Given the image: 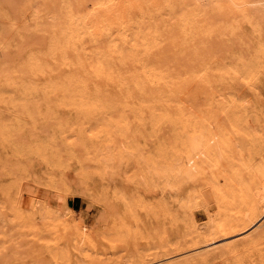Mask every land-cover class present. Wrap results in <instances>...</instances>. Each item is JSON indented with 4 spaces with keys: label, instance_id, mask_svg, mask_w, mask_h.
I'll use <instances>...</instances> for the list:
<instances>
[{
    "label": "bare ground",
    "instance_id": "6f19581e",
    "mask_svg": "<svg viewBox=\"0 0 264 264\" xmlns=\"http://www.w3.org/2000/svg\"><path fill=\"white\" fill-rule=\"evenodd\" d=\"M42 1H43L42 6L35 4L34 1H30L27 2L22 8H20L19 5L20 9L12 8L11 5L9 4L10 1L8 2L7 0H3L2 3H0V19L3 20L2 21L3 28L2 27L0 28V34H3L2 35L3 38L0 35V46L1 47L3 46V51H4L3 66L0 67V105L15 106V107L16 105H20L19 107L21 108L23 105L25 106L38 105V107L39 105L47 106L48 112L51 114L52 118L55 121H57V125L53 127L52 135L49 138L50 152L56 155L62 154L64 152L65 154H68V156L72 157V156H76L77 150H79L84 155L86 153L87 154L91 153V157L85 156L82 160L79 159L76 160L77 176L74 178L71 177L69 174H67V172L65 173L62 171L63 165L61 164V162H57L55 163V165L53 164L52 169H54L55 172H58L59 174L57 180L55 182H52L53 184L48 190L49 200L42 199L41 201H38L35 199L34 201L30 200L29 203H27L24 190L21 188V186H19V184L18 186L16 185L17 188L13 190V193L11 195L12 204L8 203V206L9 205L10 206L6 207V209H10L11 207L10 210L13 211L11 217L13 218L14 216L17 217L15 218L17 219L16 221H19L17 222V225H20V221H22V218L24 219V217H26L25 219L27 220L29 219L28 221H25L26 226H22V224L20 226L27 228L29 224H32L31 221L33 220H30L29 217V215L30 216L32 215V217H38L43 222L42 223L44 225L43 229L46 230L47 232L48 229L46 227L49 225L48 226L49 228L50 224L51 225H55L56 223L60 224L59 222H56V220L57 218L59 219L61 217H63V221H62L63 224L64 222L67 224L70 222L71 224L76 225L77 223H75V221L77 220V222L79 221L81 226L86 227L88 224H86L84 214L80 211L79 216L77 218L74 217L76 210L67 204V198L70 196L85 198L87 194H91V191L95 187L94 185L96 183L95 182L93 183L90 180L91 178L90 179L88 178L90 171L86 169V166L88 167V165H86L88 163L86 161L88 159L87 157L90 158L88 160H90L89 162L92 163L90 165L94 166V168L96 169V171L93 172H97V174L101 176L103 180L106 179V182L110 185L115 183V180L117 178V173L120 170L119 168L121 169L123 168L121 164L128 165L129 163L134 162L140 168V172L138 173L139 178L146 180L148 177H152L159 180L160 189L162 192L161 193V198L163 202L162 205L164 209H166L168 213L172 212L174 216H178L182 220V223L188 229V233L186 232L188 237L180 236V238H178L177 236L175 237L176 239L175 238L171 239L172 236L175 234V231L173 228L168 227L169 230L165 231L166 240L164 238L163 242L161 241L163 236L162 238L160 237V241L158 240L159 241L158 243L160 242L162 243L160 244L161 253L158 252V254H155V252L157 251L156 250L154 254L152 253L153 254L152 255L151 254L152 251L147 252L145 249L144 251L146 253H144L143 251L142 254L140 253V255H138V257L136 258L126 257L120 259L119 262L114 263L112 261L109 262V257H107L108 262H104L105 258H102L103 262H101L100 260L101 258L98 257L99 258L98 259L93 256L94 254L96 255V253H98V248H100L99 247L100 244L98 245V243H96L95 245H93L94 243L93 244L91 243L92 240L89 239L90 233L87 232L86 228L74 229L73 234H75V236L73 237H75V239L74 238L70 239L69 237H67L69 235L66 236V232L63 231V234L60 237L61 244H59L58 246H54L53 248L54 250L51 249L49 252L47 251L48 258L50 259L51 264H75L69 261V256L67 255L66 251H69L70 249L72 250L73 247L75 250V247H77V244L79 243H80L79 246H81V248L82 247L86 248V246H90V248L95 252V253L93 252L94 253L93 255H90L88 250L87 253L89 255H87V253L84 254L86 250L85 248H83L85 252H82L84 254V256L83 255L82 256L84 258H87L85 259L84 263L82 262L83 264H264V227H261L262 225L260 224L261 226L260 228L258 226V230L257 229L253 230L255 232L250 230L251 226L256 222H258L260 216L264 215V201L260 202L255 206H250L248 208L246 207L245 209H244L245 205L242 206L241 202H239L241 204L238 205L237 202V205L243 207V209L239 207L240 209L238 208L239 209L238 211L237 208L233 206L232 207L230 206V208L231 209L233 208L234 212L237 211L236 213L239 212L238 214L240 215H236V217L234 216L232 217L231 214H230L231 216L229 215L224 216L223 214H220V216L219 215L218 216L221 218L222 217L221 215H223L224 218L218 220L216 216L217 220L215 221V218L209 217L210 214H208L209 215L208 218L211 219H208L207 222L202 225H199L197 223V220L194 216L196 210L194 209L196 207H202L204 208V210L208 211V207H207L208 198L206 197L207 193L212 194L210 195L211 196L210 201L214 202L219 212L224 211L227 208L229 209L228 203L230 200V196L232 194L231 193L233 189L232 186L235 184V182H233L234 184H232V182L230 184L228 182H218V181L211 184L210 183L206 184L201 182L194 183V181L198 177H200L202 173L205 174L206 173L205 171H207L203 169V172L201 173L202 170L201 166H203L202 164H204L205 161L210 162L211 160L209 158H208L209 160H207V158H204L205 160L204 162H202L199 159L200 156L208 157L209 156L208 153L209 154L213 153V152L211 153L210 150H208L207 155H205L206 153L204 154L202 152L205 151L203 150L205 145L206 147L209 146L210 149H211L210 146L214 148L215 147L214 145L217 146L218 144L217 142H219L218 140L223 138V135L221 136V133L218 134L217 136L220 135L222 138L219 139L218 137V140H216L215 144L213 142V144L210 145L212 143L210 131L214 133L218 130L217 126L219 127V124H217L218 121L217 122L215 121L217 117L215 111L216 109H218L217 113H220V118H221V115L224 117L225 113L227 112L226 111L227 108L220 105L221 107L220 109L218 108V106L217 107L215 106L213 110L211 108L212 106L210 103H208V105L210 104V106L207 105V101L209 99L207 100V98H205L206 100L204 99L205 101H202L201 95L199 96L201 98V102L197 101L198 97H196L194 101L192 99H189L190 100L189 101L187 96L185 97L184 95H182L183 91H186L185 88L187 86V84H184L182 82L188 83L189 86V83H192L189 80L193 79L192 77H194V75L196 76V78H198L195 79L194 77L193 80H196L195 82H197V80H203V82L201 83H205V84L207 82V80L205 79L206 77L203 75V73H201V71L204 68L199 72L198 67H196L198 65L194 62L198 61L197 58L201 60L202 52L204 57L206 56V54H207L206 57H210L211 55L209 53V49L206 48V51L204 52L203 51L204 48H201L202 52L200 53L201 50L199 48H195L198 51L192 48L195 45H197V42L199 41L200 37H201L200 41H203L202 39H204V41L206 40L207 37L204 32L207 33L209 29L208 27H210L211 29L215 28L216 30V31L214 30L216 32L215 34V32L213 31L211 33V30L209 29L211 34H208L209 38L207 39H209L208 41H211L209 42L211 43L210 45H212L213 41L214 42L219 41L218 36L222 37L220 38V42H221L223 36H226L227 33L225 32L226 29H224V32L222 31L219 35L218 34L219 28L223 29L225 26V28H228V33H230L232 30L236 31L234 27L236 26V22H238L237 19L239 18V15H240V20H239L240 23H242V21L245 19L248 21H253V22L255 21L258 24L259 22L257 21H260L259 19L264 18V5H260L264 2L261 3L260 0H259L260 3L258 2V0H42ZM231 7L232 8L235 7L238 9L234 10ZM227 8H229L230 10L227 11ZM221 11L223 12V14H221ZM225 12L226 14H228L227 12H229V22L227 18L223 17V15L224 16L226 15ZM236 12L238 17L236 16ZM233 13L235 15L234 19H236V22L235 20H231L232 18H230V14L231 17L232 16L234 17ZM212 14L214 15V17L212 19L210 18L209 20L208 17L209 16L212 17L213 16ZM217 14H219L218 17L220 16V18L222 17L225 19L224 25H223V21L221 24L220 18L218 19L217 22L218 24H220V27L219 25H217L218 31H217V26L213 28L212 27L213 25L212 26L210 25L213 23L211 20L213 19L216 20L215 16L217 17ZM226 19L227 22L225 23ZM27 20L30 22L26 23ZM245 20L243 22H246ZM210 21L212 23H209ZM204 22H207L208 24L206 25ZM217 22L215 23L217 24ZM230 22H231V28L229 27ZM232 22H235V26L232 25L233 24ZM228 23L229 26L227 25ZM199 24L203 26V27L201 26V30L198 28V31H201L202 33L201 35L200 32L196 30ZM203 24L205 25V27ZM206 26L208 27L206 28ZM237 27L238 26H236V28ZM229 28L231 31L229 30ZM238 29L240 28L238 27ZM195 31H197L198 33ZM257 32H258L257 38L261 40L260 38L261 31H257ZM31 34H37L36 36L39 37V40L37 39L36 41L37 37L34 38L35 41H33L32 38H31L32 40H29V37H33L31 36ZM197 34H199V37L197 36L198 38L195 39L196 38L195 36ZM213 34L215 35L213 36ZM240 34L243 36L242 33ZM211 35L212 37H214L213 39L215 40H212ZM231 35L232 32L230 34V37ZM234 36L236 38L238 35L236 36L234 34ZM15 38H17V41ZM241 38L242 37L240 36V39ZM237 40L239 41V39ZM246 40L248 41V39L244 38L243 41ZM214 42H213V46H214ZM233 42L237 43L236 39L233 40ZM235 43H233L234 46H236ZM205 44L208 43L205 42ZM228 44H225V48L222 45V48H224V50L225 49L228 50L229 48ZM249 45L250 42L248 41V47ZM216 46L217 45H215L214 47ZM238 46L241 48L242 45L241 46L237 45L236 47ZM219 47L220 46H218V48ZM191 49L195 50V53H193V51L190 52ZM207 50L209 54L207 53ZM184 51H188L189 55L188 54L187 56L181 55V57L186 56L185 60L187 61L190 56L195 54L196 57L195 56L192 57L196 58V61L194 60V58L192 59V57H190L191 59L189 60L191 63L185 61L186 66H184L185 64L181 62L182 60L180 59L179 61V58H181L180 54L181 52L184 53ZM259 51L261 52L260 48ZM197 52L200 55L196 54ZM219 52H217V54ZM217 54L212 55L211 60H213L212 58L215 59V56H217ZM246 55L244 54L245 57ZM218 58L221 59L223 57L220 56ZM236 58H238V56ZM228 59L235 60L234 57L233 58L229 57ZM202 60H204V58H202ZM180 62L182 63V67H180L181 66ZM192 62L194 63V65L192 64ZM187 63H189V66L192 64V67H190V69H188ZM207 65L206 67L204 65V67L208 71L210 64L208 65V67ZM194 66L196 67L195 70H198L197 72L202 74V77L199 76V74L196 71H194L195 72L194 74L193 73L189 74V70L191 69L194 70L195 68ZM223 66L225 67L228 65L223 64ZM180 68H186L185 71L187 75H184L185 72L183 73V71L180 70ZM211 70L212 69H210L209 72ZM215 70L217 69L214 68V72ZM202 72L205 73V69ZM223 72L224 70L222 71V74ZM228 72L227 74H229ZM220 73H218V75ZM211 74L212 73H210L209 77H211ZM188 75L190 76L189 78L187 77ZM258 75L259 74H257V76ZM184 76H186L187 79L186 77L184 78ZM199 77H201L202 79H200ZM236 77L239 78L238 76ZM222 78H225L224 75L223 77L221 76V79ZM204 79L206 80V82L204 81ZM240 80H242V78ZM243 81L245 82V80ZM195 82L193 81L195 85L191 84V86L194 85L196 86L195 88L196 89L198 88L199 90L198 83ZM236 82H238V80ZM249 83H252V81L250 80ZM261 85L262 87H264V78L261 79ZM182 86L184 90H182ZM188 86H187V92H189ZM191 86H189L190 89L192 88ZM210 89L211 91L214 92V89L212 88ZM210 89H205V91L208 92V90ZM225 93H227V91ZM235 93L238 94L239 92L238 91L236 92L235 90ZM216 95L220 98L219 94ZM188 96L190 98V95ZM228 96H232L233 99V96L235 98L236 94L235 95L231 94ZM207 97L209 98L208 95ZM183 98L184 100L186 99L184 102L188 101L192 106L190 105L188 106V102H187V107L186 106L183 107L182 106ZM220 99L223 102L225 101L223 100L224 98L222 96ZM228 102H231V99ZM239 102L242 103L241 101ZM194 103H197L198 106L200 105L199 103H204V105H200V107L201 106L206 107L207 105L210 109H212L208 111H210L209 113L215 112V116L212 113L213 115H210L211 118L209 117L208 118L214 119L217 126L215 125L213 120L209 121V123L211 122L212 123L209 124L208 128L214 126L216 128L214 127L215 128L214 130L211 128L208 132V129L206 127L207 124L205 121L206 117L203 119V117L200 116V120L201 121L203 120L205 122V124L203 125L204 127L202 126V128L207 132V133L204 132L206 135L203 133L202 128L201 131L203 135L201 133L200 134L192 133L187 135V137H185L186 138L185 141L183 140L185 143L184 144L185 151L183 155L181 157L179 155L178 159L176 157L172 160L170 159L171 157L169 158V153L171 155V152H173L175 148L174 143L176 142L170 144L169 142H171L170 140L172 139L166 141L168 139L167 138L165 140L164 137V128L166 125L165 122L167 121L173 122L176 120H178L179 122L182 121L179 120V117L182 113L181 109H184L185 110V111L183 110L184 115L187 112L186 113L187 120L185 121L187 124V122H189L188 120L191 119L188 118V112L192 116L199 114V111H197L196 109H199L200 107L198 108V106L195 104L194 105L195 107L193 108ZM233 103L236 104L237 102L233 101ZM228 104H232V102ZM223 107L226 110H223L224 109ZM187 108H191V110L190 109L188 110ZM206 108L203 109L206 110ZM23 110H26L28 112L27 108L25 109L23 107ZM31 110L34 109L32 108ZM219 110H221V112ZM193 111H195L194 113L196 114H194ZM207 112H205L206 113L205 115H207ZM39 114L41 115V112H39ZM202 114L203 113H201V115ZM238 115L239 114H237V117ZM28 117H30V115ZM226 118H228V115ZM262 118H264V116L261 117V120H264ZM228 120L230 121V119L227 120L225 119L224 122L225 121L227 122ZM192 121L193 119L191 120V124ZM194 121H198V120H194ZM49 122L50 121H48V123ZM226 122L222 124L223 127L220 125L219 127L220 131L223 130L222 128H224V126L228 127V125H231V124L225 125ZM196 123L197 125L196 124L194 125L197 126L198 128L199 121ZM213 123L214 126H210ZM187 126L186 128L189 127ZM252 126H253L252 129L256 135L259 134L257 133L259 132L258 131L259 129H261L262 133H264V122L258 124V128H259L258 130L254 129L255 123L252 124ZM236 127L234 121V128L232 127L231 131L227 130L228 128L225 129L229 133V131L233 132V130ZM247 127H249V129L251 128L250 126ZM190 129H192V127H190ZM243 129H245V126H243ZM243 129L239 128L235 130L240 131ZM12 130L6 128L0 132V136L3 137V147L9 149L11 153L17 151V148L13 146L12 143L13 141L11 140L12 137L11 134H13ZM129 130H132L133 134H135L133 135L132 138L130 137L127 138L126 134L127 133L129 134V132H127ZM188 130L186 131L190 132V130L189 131ZM18 131L20 132V130H17V132ZM208 133L210 138H208L207 135ZM242 133L243 131L241 132V134ZM243 134L246 135L247 132ZM243 134L242 136L240 135L242 137L241 139L244 138L246 141L247 138H245ZM252 134L254 135L253 132ZM16 135H15V139H16ZM213 135L214 138L217 137L215 133L212 134V136ZM118 136H120L121 139L123 140L122 145H119L120 141L117 142ZM149 136L151 139L149 138ZM230 136L231 134H229V137ZM261 136L262 138H264V135ZM231 137H233V135ZM147 138H149L148 140L150 141L152 140V145L155 144L157 152L160 151L162 154L163 159H161L159 163L152 162L150 160V155H148L149 141L147 140ZM255 138L258 139L259 135L258 138L256 136ZM209 139H211L210 140L211 143L209 142L210 144L207 145V143H205L206 142L205 140L209 141ZM231 139L226 138V140H228L229 142H231ZM241 139L239 141H242ZM222 140L220 141L219 149L221 148V142H225ZM232 143L233 140L230 145H232ZM155 145L153 147H155ZM225 147L227 146H224L223 148L225 149ZM212 150L213 149H211V151ZM214 150L217 153L218 159L221 157V155L224 156L222 153L219 154L221 151H218V146L217 148L215 147ZM239 150L240 149L237 150V152L239 153H237L236 151L235 152L237 154H241ZM242 150H246V147L245 149ZM176 151H177V147H176ZM223 151L228 152L229 149ZM231 151H232L231 153L234 152V150L232 149ZM63 157L65 158V156ZM262 157H264V155H262ZM226 158L228 157L226 156L225 159ZM239 158H240L239 160L241 161L243 157L241 158L240 155ZM25 160H27V158ZM198 160L199 163H197ZM226 160L224 161L226 162ZM233 160H234V162L232 161L233 166L231 165L232 163H230L231 166L229 167V169L230 168L232 169V167L235 166L234 165L235 163H240L238 161H235V159ZM66 161L69 160L66 158ZM228 161L229 160H227V162ZM257 162H260V160H257ZM226 163H222L223 168L226 166L225 165ZM197 164L199 165V167L197 166ZM240 164L242 165V163ZM206 165L207 164L205 163V166ZM218 165H219L218 168L220 169V164ZM237 166L239 165L237 164ZM250 167L252 168V166ZM244 168L245 167H243V169ZM17 169L24 170L23 166L21 165H16L14 163L8 164L6 167L7 170L6 172L8 173L7 178H10L11 173H13ZM238 170H236V172ZM248 170H250L251 172V169L249 167ZM226 172H228V170ZM220 173L221 172H219V174ZM222 173L224 174L222 175L220 174V176H223L224 179H227L226 175L228 174L225 172ZM239 174L241 175V173ZM213 177H215V175H213ZM223 177H219V179H223ZM18 178L19 177H17V179ZM21 178L19 179L21 180ZM232 178L233 181H236L234 180V177ZM209 179H210V174H208V181ZM206 189H208V191L205 194ZM234 193L233 195L235 196ZM234 200H236V196L234 197ZM3 205L1 203L0 205L1 208H3L2 207ZM37 206H39V211L35 213V208ZM216 209L212 213L217 214V212H215ZM10 210L9 213L7 214L12 213L10 212ZM241 210L242 212L240 213ZM7 214H6V218L8 217L9 220L10 215L8 216ZM172 214L171 215L169 214V216L171 218V226L174 227ZM1 215L4 217L2 212L0 216ZM2 220L4 222V218ZM9 221L12 220L10 219ZM14 221L15 220L13 219V222ZM51 227L50 229H52ZM55 229H56L55 231H58L57 227ZM34 231L35 230H33L32 232L30 231L31 235L32 233H34ZM250 231L252 233H249ZM159 232L156 233L158 235L160 234L161 236V234L163 233H159ZM7 234L8 233L6 232V235ZM48 234L52 235L51 233ZM134 234L136 235V233ZM21 236L22 235H20L19 237ZM138 236L140 237L142 236V234ZM7 237H9V235ZM35 237H36V233H35ZM41 237L39 236L38 238L41 239ZM53 237L55 238V235ZM10 239L11 238H9L8 240L9 241L15 240V238L14 240L12 239L10 240ZM17 242L19 243V240ZM17 242H15L14 244L17 245L18 244ZM132 242L135 241L132 240ZM10 244L11 245H9L8 243L7 245L8 246L13 245L11 242ZM7 245H5L4 249H1L0 256L3 250L5 252ZM15 245L14 248L17 249V247H19V244L17 247ZM31 246H33V244ZM78 248L81 249L80 247ZM155 248L156 247L152 249ZM11 249L13 250V246L10 248V250ZM148 250L151 249L149 248ZM17 251L18 250H15L14 252L17 253ZM14 252L12 253L15 254ZM34 252L36 253L37 250L34 249ZM22 253H24L25 255V251ZM6 255L8 256V254ZM6 255L4 253V256ZM128 255L130 256V254ZM4 256H2L1 259L2 258L5 259ZM24 257H26V255ZM36 260H37L36 263L35 262L33 263L37 264L38 260H40L41 263L39 262V264H44L42 259H36ZM47 260L44 259L45 264H49L46 263L48 262ZM22 262L23 261L21 260V263ZM1 263H3V261H1L0 264ZM29 263L33 264L32 261ZM80 263L78 262L76 264H80Z\"/></svg>",
    "mask_w": 264,
    "mask_h": 264
},
{
    "label": "rangeland",
    "instance_id": "374dc122",
    "mask_svg": "<svg viewBox=\"0 0 264 264\" xmlns=\"http://www.w3.org/2000/svg\"><path fill=\"white\" fill-rule=\"evenodd\" d=\"M2 1L3 0H0V3H2ZM7 1L8 2L10 1L9 4L14 9L15 8L16 9H20L27 2H30V1H34V3L39 5V6L43 5V1L42 0H7ZM260 1H261V3L264 2V0H260ZM258 2H259V0H258ZM19 5H20V8H19ZM260 5H264V3H262ZM232 9L236 10L238 8L233 7ZM229 10L230 9L227 8V11H229ZM237 12H236V16H237ZM213 13H214V11H213ZM227 13L228 14H226V12H225L226 15L225 16L223 15V17L227 18L228 22H229V12H227ZM221 14H223L222 11H221ZM218 15L219 14H217V17L215 16L216 20H214V19L211 20L213 23L211 21L209 22V23H212L210 25L211 26L213 25L212 26L213 28L215 26H217V25H219V27H220V24H218V22H217L218 19L220 18V16L218 17ZM233 15H234V13H233ZM210 16H211V14H210ZM210 16L208 17L209 20H210V18L212 19L214 17V15L212 17H210ZM224 18H222V17L220 18L221 24H222V21H223V25H224V20H225ZM230 18H232L231 20H235V22H236V19H234L235 15H234V17L233 16L231 17V14H230ZM227 19H226L225 23L227 22ZM262 19H264V18H261V19H259L260 21H257V22H259L258 24L254 21L255 25H254L253 21H248V20H245V19L244 20L246 22H243L244 21L243 20L242 23H240V21H239L240 20V15H239V18L237 19L238 22H236V26H238L240 29H238V27L236 28L235 22H232L233 23L232 25L235 26L234 28L238 32H236L234 30H232V31L230 30L231 22H230V26H229V23L227 24L230 27L229 30L232 32L231 37H230L231 32L229 31L230 33H228V28H225V26H224L223 29L219 28V31H218V26H217V31H218L219 35H220V33L222 31L224 32V29H226L225 32L227 34L226 33L225 34H226L227 37L223 36V33H222L224 41L222 39L221 42H220V38H222V37L218 36L219 37V39H218L219 41H216V42L213 41L214 42V46L217 45L216 47L213 46V42H212V45H210L211 43H209V42H211V41H208L209 39H207V38H209L208 34H211L212 31L215 32L216 30H215V28L211 29L210 27H208L209 25L206 26V28L208 27L211 30V33H210L209 29H208L207 33L204 32L206 34V37H207L206 40L207 41L206 40L204 41V39H202L203 41H200L201 40V37H200L199 41L197 42V45H199L200 47L197 46V45H195V46L193 45L194 47L192 49L199 48L201 50L200 51V53H201L202 52L201 48L205 49V50L203 49L204 52L206 51V48H207V49H209V53H210L211 56L210 57H206L207 56V54H206V56L204 57L203 56V52H202V58H204V60H202V58H201V60H199L197 58L198 61H196V58L192 57V56H195V54H193L190 57H192V59L194 58V60L196 61L194 63H196L198 65V66H196V64H195V66L198 67L199 72L203 68L205 69V73L202 72V71H204V69L201 71V73H203V75L206 77L205 79L207 80V82H206L205 79H204V81L206 82V84L205 83H201V82H203V80H197V82H195L196 80H193L194 77H195V79H198V78H196L195 75H194V77H192L193 79H190V80L188 79L189 81L192 82V83H189V86H191V84H194L193 81L195 83H198L199 90H198V88L197 89L195 88L196 87V86H194L195 84L193 86H191L192 87L191 89L193 90V92L189 88L188 83L182 82L184 84H187V86H188V91L189 92H187V86H186V88L184 86L186 91H183L184 94L182 93V95H184L185 97L186 96L188 97V100L192 99L194 101L196 99V97H198L197 101L201 102V98L199 97L201 95L202 96V101H205L206 100L205 98H207V100L209 99L207 101V105H208V103H210L211 106H212L211 107L212 109L215 108V106L216 107L218 106V108L220 109L221 108L220 105L226 107L227 110L224 107H223L224 108L223 110H226L227 112L225 111L226 112L225 115L223 113L224 117L221 115V118H220V113H217L218 109H216L215 112L217 114L216 116L218 117V119L216 117L215 121L216 122L218 121L217 124H219V127H220V125L222 126V124H224L226 122V121L224 122L225 119L226 120L230 119V121L228 120L229 122L227 121L228 123L226 122L225 125H228V124H231V125H228V127L224 126V128H222L223 130L220 131V128L216 125V122L214 121V119H209V118H211L210 115L214 114V116H215V112H212L213 113L212 114V113H209L210 111H208V110H212V109H210L208 107V106H210V104L208 106L206 105V107H208V108L203 107V106L200 107V105H204V103H199L200 105L198 106L197 105V103H198L197 101H196L197 103L193 104V108L195 107L194 105L196 104L198 106V108L200 107L201 109L200 108L196 109L197 111H199L198 115L196 113H194L195 111H193V113L196 114L195 116L193 115L194 117L192 115H190V113L188 112V118L189 119L191 118L190 120H188L189 122H187V124L188 123L190 124V125L188 124L189 127L187 126V124L185 122L187 120V114H186L187 112L184 115V111H185L184 109H181L182 113H181V115L179 117V120H182V121L179 122L178 120H176V121H173V122L172 121L165 122V124H166L165 128H164L165 140L167 138L168 139L166 141H169L170 139H172V140H170L171 142H169L170 144L176 142V143H174L175 144V148H174L173 152H171V155L169 153V158L171 157L170 159H172V160L174 158H176V157L178 159L179 155H180V157L183 155V153L185 151V147H184L185 143H184V141H185V139H186L185 137H187V135L192 134V133H199V134L201 133L202 134L201 128L205 124V122L203 120L202 121L200 120V116H202L203 119L206 117L205 121H206V124H207L206 127L208 129V132H209V130L211 128L213 130L216 128L214 126V123H215V125L217 126V129H218V130L216 129L217 131L215 130L217 132V133L214 132L215 135L217 136L220 133H221V136L223 135V138L219 135V136L215 137L216 138L215 139L214 135L212 136V134H214V133L210 131V136H211V139H212V143L210 142L211 139H209V141L205 140L206 141L205 143H207V145H209L211 143L210 145H212L213 142L215 144L216 140H218V137H219V139L220 138L224 139V140L220 139V140H218L219 142H217L218 143L217 144L218 151H221L219 154L222 153L224 156L221 155V157L218 159L217 153L214 150V148L215 147L217 148V146L214 145L215 146L214 148L212 146H210L211 149H213L211 151L209 146L206 147V145H205V147L203 149L205 151H202V152L204 154L206 153L205 155H207L208 150H210L211 153L213 152L212 153L213 155L208 153V155H209L208 157L200 156L199 159L202 162H204V160H205L204 158H207V160L211 159L212 161L211 160H210V162H206L205 161V163L207 164L206 166H205V163L202 164L204 166V168H203V166H201L202 167L201 173L203 172V169L207 170V171L209 170V171H208V173H207V171H205L206 172L205 174L202 173L200 175V177H198L194 181V183H197V182L200 183L201 182V183H206V184L210 183L211 184V183H215V182L218 181V182H228L230 184L232 182V184H234L233 182H235V184L232 186L234 190L232 189V192H231L232 194L230 196V200H229V203H228L229 209L227 208L228 210L225 209L224 211H221L222 213L219 212L218 208L214 204V202L210 201V198H211L210 195H212V194L211 193L208 194L207 193L208 189H206L205 190V194L207 193L206 197L208 198V204H207L208 211L204 210V208H202V207H196L194 209V210H196L194 216H195V218L197 220V223L199 225H202V224L206 223L208 219H211V218H208V216H209L208 214H210L209 217H214L215 221L217 219L218 220L219 219H223L224 216H226V215H229V216L232 215V217L233 216L236 217V215H240V214H238L239 212L238 213H236L237 211L234 212V209L232 208L233 209L232 210L230 208V206L231 207L233 206V207L237 208V210L239 211L240 208L243 209V207L238 206L241 203H242V206L245 205L244 206V209H245L246 207L248 208L250 206H255V205L259 204L260 202L264 201V161H262V160H264V157H262V155H264V140H262V139H264V138H262V136H261V135H264V133H262L261 129L258 128V124L261 123V122H264V120H261V117L264 116V87H262V85H261V79L264 78V20H262ZM2 21L3 20L0 19V28L2 27V24H3ZM28 22H30V21L27 20L26 23H28ZM215 22H217V24ZM26 23H25V26H26ZM204 23L206 25L208 24L207 22H204ZM227 25H226V27H227ZM256 25H257V27H256ZM201 26L202 25L199 24L197 26L196 30L198 31V28L201 30ZM204 27H205V25H204ZM239 30H241L242 32L239 31ZM197 31H195V32H197ZM257 31H261V33H262V34L260 33L261 40L257 38V34H258ZM198 32H200V35L202 34L201 31H198ZM252 32L253 33L256 32V33L253 34ZM233 33L236 36L237 35L238 36L235 38ZM240 33H242L243 36ZM215 34H216V32H215ZM215 34H213V36ZM0 35L2 36L3 34H0ZM36 35L37 34H31V36H33V37H29V40L33 39V41H35L34 38L37 37ZM248 35H249V38H248ZM197 36L199 37V34H197L195 36L196 37L195 39L198 38ZM240 36L243 38V40H244V38L248 39V41L250 42L249 47H248V41L247 40H246L247 42L243 41L242 38L240 39ZM211 37H212V35H211ZM2 38H3V36H2ZM213 38L214 37H212V40H215ZM15 39L17 41V38H15ZM37 39L39 40V37L36 38V41H37ZM235 39H236L237 43L233 42V40H235ZM237 39H239V41ZM205 42H207L208 44H205ZM217 42H219V43H217ZM223 42L225 44L229 43L228 44L229 48L226 47V48H228V50H226V49L224 50L225 44ZM195 43H196V41H195ZM233 43H235L236 46L237 45H240V46L242 45L241 46L242 50H241V48L239 46L238 47L234 46ZM222 45L224 46V48H222ZM218 46H220V47L218 48ZM217 48H218V51H217ZM259 48H260L262 53L259 51ZM192 49L190 50V52L193 51V53H195L196 49L195 50H192ZM2 51H3V46L2 47L0 46V67L3 66V53H4V51L3 52ZM188 51H184V53L187 52L185 54L183 52H181L180 57H181V55H186L187 56ZM196 51H198V50H196ZM217 52H219V53L217 54ZM207 53H208V50H207ZM196 54L200 55L198 52ZM216 54H217L218 57L221 56L223 58L220 59L217 56H215V59L212 58L213 60H211L212 55H216ZM244 54L245 55L247 54L246 57L244 56ZM204 55H205V53H204ZM241 55H243V56H241ZM186 56L185 57L182 56L181 58H179V61L181 59L182 60L181 62L185 64ZM237 56H238V58H236ZM190 57H189V59H191ZM229 57L230 58L234 57L235 60L234 59H230L229 60L228 59ZM182 58H184V59H182ZM187 59H188V57H187ZM189 59L187 60L188 62H190ZM224 59H227V60H224ZM236 60H239V61H236ZM233 62H234L235 65L233 64ZM182 63H181L180 67H182ZM194 63L192 62L193 65H194ZM208 63L211 66V67L209 66L208 69L209 70L212 69L210 72H209V70L207 71V69L205 68ZM218 63H220V64H218ZM192 64L189 66V63H187L188 69H190V67H192ZM223 64H227L229 67L228 66L224 67ZM204 65H205V67H204ZM208 65H207V67H208ZM184 66H186V64ZM196 67L194 68V70L193 69L189 70V74L190 73L194 74L195 73L194 71L197 72L198 70H195ZM186 68H180V70H182L183 73L185 72L184 75H187L186 71H185ZM214 68L217 69L219 72L217 70H215V72H214ZM251 69H252L253 72L251 71ZM223 70H224V72L222 74ZM225 70L227 72L230 71V72H228L229 74H227V72ZM199 72H197V73L199 74V76L202 77V74H200ZM187 73H188V71H187ZM197 73H196V75H197ZM210 73H212L211 74L212 78L209 77ZM218 73H220L219 74L220 76L218 75ZM231 73L232 74L234 73V74L232 75ZM260 73H261V75H260ZM225 74L228 75V76H226ZM257 74H259V75L257 76ZM223 75H224L225 78L221 79V76L223 77ZM236 76H238L239 78H237ZM185 77L186 76H184V78ZM187 77L189 78L190 76L188 75ZM187 77H186V79H187ZM201 77H199V78L202 79ZM207 77H208V79H207ZM209 78H211V79H209ZM241 78H242V80H240ZM233 79H235V80H233ZM237 80H238V82H236ZM243 80H245V82ZM250 80L252 81V83H249ZM242 81H243V83H242ZM245 83H246V85H245ZM184 84H182V85H184ZM199 84H200L201 87L199 86ZM207 84H209V85H207ZM206 85L209 86V87H207ZM242 85H244V86H242ZM210 88L214 89V92L211 91ZM205 89H210V90H208V92H207V91H205ZM234 89L236 90V92L238 91L239 93L238 94L235 93ZM182 90H184L183 86H182ZM217 90H218V92H217ZM225 90L227 91V93H225L226 92ZM193 94H195V95H193ZM216 94H219L220 98L222 96L224 98L223 100H225V101L223 102ZM227 94L228 95H231V94L235 95L236 94L237 98L236 97L234 98V96H233V99H232V96H228ZM188 95H190V98H189ZM207 95L209 96V98L207 97ZM225 95L228 96V97H226ZM230 99H231L232 104H228V103H231V102H228V101H230ZM242 99L245 101L246 104L244 103V101ZM185 100L183 98V102L182 103L185 104V105L182 104L183 107L184 106L187 107V102L188 101L184 102ZM232 100L234 102L236 101L237 103L236 104L233 103ZM239 101H241L242 103H240ZM250 101H251V103H250ZM255 101H256V103H255ZM225 102H227V103H225ZM191 103H192V101H191ZM240 104H241V106H240ZM189 105L192 106L190 104V102H188V106ZM226 105H229V106H226ZM19 106L20 105H16V107H17L16 108L15 106H3V105H0V132L3 131V129H6V128H9L11 130L14 129V130H12L13 134H11V136H12L11 140L13 141L12 142L13 146L15 148H17L16 152L11 153L9 151V149L3 147V137L0 136V167H1L0 168V174H2V175H0V205H1V203H2V205L5 203L2 206L3 208H1V206H0V210H1L0 214L2 212L3 215H4V217L2 215L0 216V234H1V232L3 234V235L2 234L0 235V241H3V242H0V247H1L0 248V252H1V249H4L5 245H7L8 243H9V245H11L10 242L13 244L12 245L13 246V250L14 251L18 250L17 253L19 252L17 254L12 249L10 250V248L12 246H8L7 245L5 252H4V250H3V252L5 253V255L8 254V256L7 255L4 256V253L2 252L3 255L1 254V256H0V262L3 261V263H1V264H10V263L11 264H28L31 261H32V263L33 262L36 263V261H37L36 259H42L44 264H45L44 259L45 260L48 259L47 260L48 262H46V263L51 264L50 263V259L48 258V252L51 249H53L54 246H58L59 244H61L60 237L62 236L63 231L66 232V236L69 235L67 237H69L70 239H73V238L75 239V237H73V236H75V234H73L74 229L86 228L87 232L90 233L89 234L90 235L89 239L92 240L91 243L92 244L94 243L93 245H95L96 243H98V245L100 244L99 245L100 248H98V253H96V255L94 254L95 252L90 248V246H86V248L85 247L81 248V246H79L80 243L77 244V247H75V250H74V247H73L72 250L70 249L69 251H66L67 255L69 256V261L73 262L75 264L78 263V262L79 263L81 262L80 264L84 263L85 259H87V258H84L83 256H84V254H86L88 252V250H89V254L90 255L94 254L93 256L95 258H98V257L101 258L100 259L101 262H103L102 258H105L104 262H108L107 257H109V262L112 261L114 263L115 262L117 263V262L120 261V259H123V258H126V257H131V258L135 257L136 258V257H138V255H140V253L142 254V252L145 249H146L147 252H151L152 251L151 254L152 253L154 254V252L156 250L157 251L155 252V254H158V252L161 253L160 244H162V243L161 242L158 243V242L160 241V237L162 238V236H163V238L161 239V241L163 242L164 238L166 240L165 231L169 230L168 227L173 228L174 231H175V234L172 236L171 239H174L177 236H178V238H180V236L188 237L187 236L188 229L184 226V224L182 223V220L178 216H174L172 214V212L168 213L166 211V209H164V207L162 205V203H163L162 202V198H161V193L162 192H161V189H160V182H159L158 179H155V178H152V177H148L146 180L139 178V174L138 173L140 172V168H139V166L136 163L132 162V163H129L128 165L121 164V166H123V168L122 169L119 168L120 170L117 173V178L115 180V183L112 184V185L108 184L106 182V179L103 180L102 177L97 174V172H93V171H96V169L94 168V166L90 165L92 163L89 162L90 160H88V159H90L89 157H91V153H88V154L86 153L84 155L82 152L77 150V155L70 157V156H68V154H65L64 152L62 154H59V155H56V154H53V153L50 152L49 138L52 135L53 127L57 125V121H55L52 118L51 114L47 110V106L39 105V107H38V105H26V106L23 105L22 108L19 107ZM197 106H196V108H197ZM23 107L25 109L27 108L28 112L26 110H23ZM183 107H181V108H183ZM32 108L34 110H31ZM35 108H36V110H35ZM191 108H187V109L191 110ZM203 108H206V110L203 109ZM237 108L239 109V111H238ZM221 110H219V111L221 112ZM3 111H6V112H3ZM36 112H37V114H36ZM39 112H41V115L39 114ZM205 112H207V115H205L206 114ZM250 112H251V114H250ZM201 113H203V114L201 115ZM233 113L234 114L236 113V114L234 115ZM45 114H47V115H45ZM237 114H239L238 117H237ZM243 114H245V115H243ZM29 115H30V117H28ZM44 115H45V118H44ZM227 115H228V118H226ZM48 117H49L50 120L48 119ZM248 117H249V119H248ZM212 118H213V116H212ZM257 118H258V120H257ZM192 119H193V121L194 120H198L199 121L198 125L200 127L198 126V128H197V126L194 125V124L197 125L196 122H198V121H194V123L192 121V124H191V120ZM220 119H222V120H220ZM232 119H233V122H232ZM262 119H264V118H262ZM47 120L50 121V122L48 123ZM211 120H213L214 123L212 125H210V126H214L215 128L214 127L208 128L209 124L212 123V122L209 123V121H211ZM249 120L251 121V123H250ZM3 121H5V122H3ZM52 121H55V122H52ZM234 121H235V127H236V125H237V127L239 126L238 128L236 127L235 129H239V128L243 129V126H245V129L240 130V131H237V130L234 129L233 130L234 133L230 132L232 127L234 128ZM236 122H237V124H236ZM241 122H242V124H241ZM254 123H255L254 129L255 130L259 129L258 130L259 132H257V133H259L258 134L259 138H258V135H256L255 132L252 129L253 128L252 124H254ZM180 124H181V126H180ZM248 124H250V125H248ZM168 125H169V127H168ZM192 125L195 126L196 128L193 127ZM246 125L250 126L251 128L249 129V127H247ZM177 126H178V128H177ZM186 126L188 128H186ZM32 127H33V129H32ZM190 127H192V129H190ZM225 128L227 130H230L229 133H228V131ZM188 129L190 130V132L186 131ZM251 129H252V131H251ZM17 130H20V132L18 131L19 132L18 133ZM202 130H203V128H202ZM242 131H243V133L247 132L246 135H244L242 133L243 136L245 138H247L246 141L243 138L244 142H243V139H241L242 138L241 137L242 136V134H241ZM127 132H129V134L128 133L126 134L127 138H129V137L132 138L133 135H135V134H133L132 130H129ZM204 132H206V131L203 130V133ZM224 132H226V133H224ZM252 132L254 133V135L252 134ZM16 133H17V135H16ZM181 133L183 134V136H182ZM236 133H237V135H236ZM14 134L16 135V139H15V135ZM165 134H166V136H165ZM229 134H231V136L233 135V137H231V136L229 137ZM36 135H37V137H36ZM207 135H208V138H210L209 137V133ZM32 136H35V137H32ZM234 136L236 137V139H235ZM248 136L250 137V139H249ZM255 136L258 139H256ZM228 137L230 139L232 138L231 142L233 140L234 144L232 143V145H230L231 142L226 140V138L229 139ZM149 138H150V136H149ZM149 138H147V140ZM24 139H26V140H24ZM240 139L242 141H239ZM16 140H17V142H16ZM221 140L225 141V142H221V148L219 149ZM119 141H120L119 145H122V141L123 140L121 139L120 136H118V138H117V142H119ZM148 141H149L148 142L149 143L148 155H150V160L152 162L159 163L161 161V159H163L162 158V154H161L160 151L157 152L156 145L155 144L152 145V140L151 141L148 140ZM255 142H256V145H255ZM224 143H226L227 145L224 144ZM239 143H241V144H239ZM154 145H155V147H153ZM235 145H236V147H235ZM224 146H227V147H225V149H224L223 148ZM176 147H177V151H176ZM228 147H231V148H228ZM237 147H238V149H240L239 151H240L241 154H237V153H239V152H237V150H238ZM245 147H246V150H242V149H245ZM234 148H236V149H234ZM226 149L227 150L229 149V151L228 152L227 151H223V150H226ZM231 149L234 150V152L236 151L237 153L236 152L235 153L234 152L231 153L232 152ZM244 152H246V153H244ZM215 154H216V156H215ZM236 154L239 157L241 155V158L243 157L241 159V161L239 160L240 158ZM80 155H82V156H80ZM172 155H173V158H172ZM63 156H65V158ZM85 156H89V157H87L88 158L87 160L85 159L88 162L86 164V165H88V167L86 166V169L90 171V174L88 175V178L89 179L91 178L90 180L93 183L94 182L96 183L94 185L95 187L91 191V194H87L85 198L72 197V196L68 197L67 198V204L69 205V203H68L69 199L77 198V200H78V209L79 210H76V212L74 214V217L77 218L79 216V212L81 211L84 214L86 224H88V225L86 227H83V226H81L79 221L77 222V220L75 221V223H77L76 225H73L70 222L68 224L64 222V224H63V222H62L63 221V217L60 216L61 218H59V219L57 218V220H56V222H59L60 224H58V223H56L55 225H51L50 224V227L52 226L51 227L52 229H50V227L48 228V226H49L48 225L46 227L48 229V232H47L46 230L43 229L44 228V225L42 224L43 222L38 217H32V215L31 216L29 215L30 220H33V221H31L32 224L28 223L29 225L27 226V228L20 226L21 224H22V226H26V222L25 221L29 220V219L28 220L25 219L26 217H24L25 220L22 218V221H20V225H17V222H19V221H16L17 219H15V218H17V217H15V216H14V218L11 217V215L13 214V211L10 210L11 207H10V209H6V207L10 206V205L8 206V203L12 204V200H11L12 196L11 195L13 193V190H15V188H17L18 184L24 190V194L26 195L25 197H26V200H27L26 202L27 203H29L30 200L34 201L35 199L38 200V201H41L42 199L49 200V191L48 190L51 187V185L53 184L52 182H55L57 180L58 174H59L58 172H55L54 169H52L53 168V164L55 165V163L61 162V164L63 165L62 171L65 172V173L67 172V174H69L71 177L74 178V177L77 176V172H76V170H77L76 164L77 163H76V160H78V159L82 160ZM226 156L228 157V158H226L227 160H229L228 162L225 159ZM26 158H27V160H25ZM66 158L69 161H66ZM233 159H235V161H238V162L242 163L243 166L240 163H235L234 164L235 166L232 167V169L230 168L231 169V171H230L229 167L231 165L233 166V162H234ZM218 160H221V161H218ZM224 160H226L227 163ZM257 160H260V162H257ZM213 161H215V162H213ZM243 161L245 163L247 162L246 163L247 165ZM219 162H221V163H219ZM10 163H14L16 165H21V166H23L24 170L17 169L13 173H11V177L10 178H7V174L8 173L6 172L7 171L6 167ZM197 163H199V160L197 161ZM210 163H211V166H210ZM222 163H226L225 164L226 166L224 168H223V164ZM228 163H229V166H228ZM230 163H232V164L230 165ZM260 163H262V164H260ZM37 164H38V166H37ZM200 164H201V162H200ZM218 164H220V169L218 168V166H219ZM237 164L239 166H237ZM251 164H253V165H251ZM197 166L199 167L198 164H197ZM247 166L251 169V172H250V170H248ZM250 166H252V168ZM201 167H200V169H201ZM243 167H245V168L243 169ZM206 168H208V169H206ZM233 168H234V170H233ZM227 170H228V172H226ZM236 170H238L237 172L241 173V175L239 173H237ZM218 171L221 172L220 173L221 175L224 174L222 172L227 173L228 175L225 174L227 176L226 177L227 179H224L223 176H220ZM208 174H210L209 181H212V182L208 181ZM218 174H219V176H218ZM213 175H215V177H213ZM17 177L21 178V180L19 178L17 179ZM219 177H223V179H219ZM232 177H234V180H236V181H233ZM37 181H38V183H37ZM14 182H16L17 184L14 183ZM233 193L236 196V200H234L235 196L233 195ZM38 198H40V199H38ZM1 201H4V202H1ZM234 201H236V202H234ZM237 202H238V205H237ZM239 202H241V203H239ZM231 203H232V205H231ZM215 209H216L215 212H217V214L216 213H212V212H214ZM9 210L12 213L7 214V213H9ZM38 211H39V206H37L35 208V213L38 212ZM226 212H227V214H226ZM241 212H242V210L240 211V213ZM6 214L8 216L10 215L9 217H10V219L12 221H9L10 219L8 220V217L6 218ZM169 214L170 215L172 214V216H173V222H174L173 226L174 227L171 226V218H170ZM220 214H223L224 216L221 215L222 217L220 218L219 217ZM216 216H217V219H216ZM1 217L4 218V222L2 220L3 218H1ZM13 219L15 220L14 222H13ZM19 220H21V219H19ZM9 222H11V223H9ZM21 222H23L24 224L21 223ZM262 223H264V215L260 216L258 222L253 224L251 226L250 230L251 231L256 230V229L258 230V226L260 228L261 225H262L261 227H264V224H262ZM2 227H3V229H2ZM29 227L32 228V229H30ZM37 227H38V229H37ZM56 227L58 228L57 229L58 231H55ZM49 229L51 230V232H50ZM161 229H163V230H161ZM4 230H5V232H4ZM33 230H35V231H34V233H32V235L34 234L32 236L30 231L32 232ZM183 230H185V231H183ZM52 231H54V232H52ZM251 231L249 233H252ZM6 232L8 233L7 235H6ZM18 232H19L20 235H22L21 237H19L20 235L18 234ZM156 232L163 233V234H161V236H160V234L158 235ZM253 232H255V231H253ZM35 233H36V237H35ZM48 233H51L52 235H49ZM57 233H58V235H57ZM134 233H136V235ZM23 234H26L27 236L23 235ZM141 234H142V236H140L141 237L140 238L138 235H141ZM8 235H9V237H7ZM54 235H55V238L53 237ZM133 235H135V236H133ZM39 236L40 237L42 236L41 239L38 238ZM45 237H46V239H45ZM151 237H153V238H151ZM9 238H11L12 240H14V238H15V240H14L15 242H17L19 240V243L17 242L19 244V247H17L18 244L17 245L14 244L15 243L14 241H9L8 240ZM22 238H23V240H22ZM37 238H38V240H37ZM48 238H50V239H48ZM30 239H32V240H30ZM29 240H30V242H29ZM132 240H134L136 243L132 242ZM108 243H110L112 245H110ZM133 243H135V244H133ZM32 244H33V246H31ZM14 245L17 247V249L14 248ZM26 245H27V247L29 245L31 247L29 246L30 248L29 247L27 248ZM78 247H80L81 249H79ZM154 247H156V248L152 249ZM55 248H57V247H55ZM83 248H85L86 252L83 250ZM149 248L151 250H148ZM34 249L37 250V252H36L37 254L34 252ZM19 250H21V251H19ZM24 251H25L26 257H24L25 255H24V253H22ZM181 251H183V250H181ZM187 251H189V250H187ZM12 252H14L15 254H13ZM82 252H85V253L83 254ZM27 253H29V254H27ZM144 253H146V252L144 251ZM174 253H176V252H174ZM89 254L87 253V255H89ZM128 254H130V256ZM15 255H16V257H15ZM2 256H4L5 259H3V258L1 259ZM12 256H13V258H12ZM21 256H22V258H21ZM93 256H91V257H93ZM75 258H76V260H75ZM6 259H8V260H6ZM24 259H25V261H24ZM34 259H35V261H34ZM21 260L23 261L22 263H21ZM10 261H12V262H10ZM76 261H78V262H76ZM39 262H40V260H38L37 264H39ZM35 263H33V264H35ZM29 264H31V263H29Z\"/></svg>",
    "mask_w": 264,
    "mask_h": 264
},
{
    "label": "crops",
    "instance_id": "0c3cea01",
    "mask_svg": "<svg viewBox=\"0 0 264 264\" xmlns=\"http://www.w3.org/2000/svg\"><path fill=\"white\" fill-rule=\"evenodd\" d=\"M68 203L75 210H79L78 209V200H77V198H71V199H69Z\"/></svg>",
    "mask_w": 264,
    "mask_h": 264
}]
</instances>
